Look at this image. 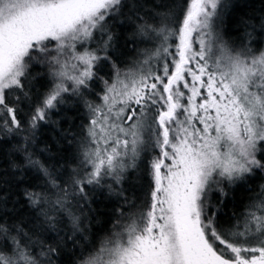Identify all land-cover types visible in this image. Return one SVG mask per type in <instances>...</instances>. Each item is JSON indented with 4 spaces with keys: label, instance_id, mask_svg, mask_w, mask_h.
<instances>
[{
    "label": "snow or ice",
    "instance_id": "obj_1",
    "mask_svg": "<svg viewBox=\"0 0 264 264\" xmlns=\"http://www.w3.org/2000/svg\"><path fill=\"white\" fill-rule=\"evenodd\" d=\"M247 2L0 0V264H264V182L219 219L231 187L264 181V7ZM69 102L79 138L53 119ZM112 197L128 209L98 236Z\"/></svg>",
    "mask_w": 264,
    "mask_h": 264
},
{
    "label": "trees",
    "instance_id": "obj_2",
    "mask_svg": "<svg viewBox=\"0 0 264 264\" xmlns=\"http://www.w3.org/2000/svg\"><path fill=\"white\" fill-rule=\"evenodd\" d=\"M264 7L261 5L259 0H248L247 7L244 9L248 14H252L254 11L258 14L261 8ZM237 17L236 15L228 16L225 18V25L223 28V38L227 41L232 47H237L239 45L240 36L243 34L238 31ZM144 45H141L143 47ZM129 52H132L131 47L129 48ZM134 54V53H132ZM36 90L38 92H44L45 88L41 87L39 83L36 84ZM24 112L28 111V106L25 104L21 105ZM76 106L74 102H69V104L64 106V111L59 116H54L53 119H59L62 122L65 121V113L71 114L75 112ZM81 117H83V110L81 109ZM85 120L83 118L76 119L75 125L71 123L64 122V127H72L73 134L79 138L80 130L78 125L84 123ZM54 133L50 128H43L41 130V138L42 140H48L49 137H53ZM43 144H41V147ZM63 147V145H61ZM65 158L67 160L66 168L70 170L74 168L76 165L72 160V152L69 151L65 154ZM136 175H140L141 179H135ZM130 179L125 182L124 188L127 192V195L133 199L136 204H141L144 202V196L146 191L148 190L149 180L146 176L143 175V167H141L140 173H129ZM259 177L255 179L254 182H250L248 185H236L230 188L229 196L225 199L224 204L220 207L222 208V212L219 214V219L221 223H225L230 220L232 214L239 213L245 204L248 202V198L253 193L249 191V188H256L258 183H261ZM218 198V193L213 195V202ZM94 208L97 209V214L99 216V220L94 224L92 231L97 233L98 236H103L107 234L113 227L114 223L121 218L120 210H127L128 205H126L123 200L118 199L116 197H112L109 199H100L96 204L93 205Z\"/></svg>",
    "mask_w": 264,
    "mask_h": 264
},
{
    "label": "rangeland",
    "instance_id": "obj_3",
    "mask_svg": "<svg viewBox=\"0 0 264 264\" xmlns=\"http://www.w3.org/2000/svg\"><path fill=\"white\" fill-rule=\"evenodd\" d=\"M214 194H215V193L212 194V200H213V195H214Z\"/></svg>",
    "mask_w": 264,
    "mask_h": 264
}]
</instances>
